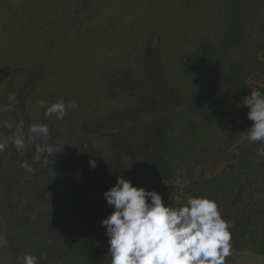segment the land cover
<instances>
[{
    "label": "trees",
    "instance_id": "obj_1",
    "mask_svg": "<svg viewBox=\"0 0 264 264\" xmlns=\"http://www.w3.org/2000/svg\"><path fill=\"white\" fill-rule=\"evenodd\" d=\"M243 1L207 0L187 10L197 15L203 7L202 16L190 20L185 10L196 0H153L154 8H146H153V22L143 28L153 27L150 32L158 36L155 47H151L149 31V37L139 36L137 45L126 37L124 55L110 53L111 64L97 56L98 63L88 66L96 55L93 37H81L79 32L93 15L96 0H0V104L8 105L10 94L16 97L10 110L0 113V134L9 141L0 160L7 151L20 153L21 158L35 157V145L43 141L33 138L29 143L34 122L49 126L48 143L54 149V156H48L29 182L31 201L19 214L13 201L14 180L0 175V218L6 244L1 255L7 257L0 264H16V258L25 253L46 254L40 264H110L101 221L113 209L103 193L118 176L134 186L155 190L171 205L173 193L160 189L158 183L178 168L191 173L194 167L204 166L208 143L223 135L228 141L221 153L234 157L229 145L239 125L247 121L238 109L242 94L249 91L237 48H247L242 23L251 10L260 8L254 2L264 5V0H248L249 10L244 13ZM72 36L83 45L78 41L76 45ZM241 54L246 55L245 51ZM252 61L260 59L249 58L248 66ZM216 80L225 87L223 93L212 88ZM146 82L157 91L146 94ZM256 90L264 93V85ZM217 95L221 96L218 100ZM58 99L75 100L78 107L70 109L63 120L45 117L39 101L50 104ZM152 103L153 114L141 120L147 115L146 104ZM231 108L238 114V126L235 120L232 125L225 119ZM17 110L28 118L23 152L9 139L19 120ZM225 120L229 132L223 127ZM5 121L12 122L13 128L4 127ZM103 123L115 131H99ZM243 137L248 140L247 135ZM184 138L189 142H182ZM244 146L236 147L235 162L224 161L226 166L210 178L201 176L188 194L217 202L231 225L232 250L264 258V158L256 154L262 145L249 141ZM91 158L95 167L90 165ZM76 167L83 171L80 183L70 176ZM244 191L249 192L250 210L239 220L234 204ZM21 194L26 193H17Z\"/></svg>",
    "mask_w": 264,
    "mask_h": 264
},
{
    "label": "clouds",
    "instance_id": "obj_2",
    "mask_svg": "<svg viewBox=\"0 0 264 264\" xmlns=\"http://www.w3.org/2000/svg\"><path fill=\"white\" fill-rule=\"evenodd\" d=\"M9 104H0V113L8 112L15 94H10ZM242 105L249 111L247 117L253 124L247 129V139L261 144L256 154L264 158V93L251 91ZM45 117L63 120L67 112L75 110V100L65 102L58 99L53 103L39 101ZM4 127L13 128L5 121ZM33 138L42 140L35 145V160L42 155L54 156V149L48 143L49 126L45 123L32 124L29 128ZM8 139L0 134V152L8 146ZM18 152L25 149V140L17 136L14 140ZM26 171L33 169L27 162L20 165ZM92 166L95 167L94 162ZM107 204L112 207L110 214L102 219L106 229L110 264H225L231 255V225L222 217L215 200L207 196H188L184 204L174 207L165 204L155 190H146L118 176L116 183L103 193ZM46 254L37 257L25 253L16 258V264H40Z\"/></svg>",
    "mask_w": 264,
    "mask_h": 264
},
{
    "label": "rangeland",
    "instance_id": "obj_3",
    "mask_svg": "<svg viewBox=\"0 0 264 264\" xmlns=\"http://www.w3.org/2000/svg\"><path fill=\"white\" fill-rule=\"evenodd\" d=\"M124 0H96V4L93 8V15L88 16L89 20L86 21V28L83 29L80 33L81 37H93V44H94V53H96L95 57H93L91 60H88V66L94 65V63H98V57L99 60L105 59V63H110V58L108 56L110 53H114L116 56L124 55L127 51V47L125 44L126 37L130 40H134L135 44L137 45L138 42L141 40L139 37L142 33L144 35H147L146 37H149L148 35L151 34L152 36V44L151 47L154 48L158 41V36H156V33L150 32V29L152 30L153 27L149 28V30L146 28H143L145 24H150L153 22L154 16L152 13V10L154 8L155 3H152L153 0H125L126 2H122ZM207 0H196L195 5L189 6L188 9L185 10L186 17L190 20L197 19L198 17L202 16V10L203 7L198 8L197 15H193L192 13H187V10H191L196 6L203 5V2H206ZM261 1V0H260ZM257 3L260 8L256 10H251V13H248L249 5L248 0H244L242 3V11L244 13H248L247 17L243 21L242 30L244 31V37L243 41L246 43V50L244 49L241 51V49H238L237 58L239 60V64L243 66V73L247 74L248 77L246 78V84L249 89L247 93H243L241 96V100H243L245 97L251 94V91H255L258 86L264 85V31H261L262 29L260 27H264V5ZM255 5V4H254ZM151 11L146 10V8H151ZM185 13L180 14L179 16H184ZM83 21L86 20V18H82ZM157 26H155L156 28ZM149 31V34H148ZM75 33V35L79 34ZM74 34V33H73ZM123 35H125L123 40ZM74 42L76 43L78 40L72 36ZM127 39V40H128ZM143 41V39H142ZM80 42V46L83 44ZM76 43V45L78 44ZM147 42V40H145ZM255 43V45L253 44ZM73 49L69 50L70 56H72ZM244 51L246 55L244 54ZM241 52L244 54V56L241 54ZM103 56V57H102ZM74 58H81V56H74ZM250 58L260 59L259 62H254L248 66L247 60ZM86 59V57L84 58ZM89 61H91V64H89ZM107 61V62H106ZM223 82V81H222ZM142 83V82H141ZM144 90H146L147 93H155V87H149L147 86V82L143 84ZM155 86V85H153ZM212 88H216L217 92L223 93L226 89L225 87H221L220 81L216 80ZM230 89L232 93H235V86H230ZM221 95V94H220ZM221 96H215L216 100L220 99ZM233 97V95H232ZM233 99H230L231 106H232ZM153 103L152 104H146L145 111H147V115H143L141 117V120H148L153 112L151 110L153 109ZM239 112L243 114V117L247 119V121L243 122L242 124L245 127V131L253 124V121L249 120L247 117V113L249 109L246 106H240ZM236 111H233L232 108L230 110V115L228 117H225V119L229 120L232 125L235 120L237 119V113ZM21 118L15 128L14 137L20 136L22 132L21 127ZM244 121V119H243ZM251 121V122H250ZM35 123V122H34ZM33 123V124H34ZM113 127H115L113 125ZM225 127V130L227 129L229 132V123L225 120V124L223 125ZM239 129V128H238ZM115 130V129H113ZM238 132H235V136L232 140V144L229 145V149L231 150V153L235 157V152L237 151V143L242 141V144H244L246 147L249 143L248 140L244 141V133L241 129L236 130ZM180 134V133H179ZM222 135V134H221ZM182 136V135H181ZM179 137L183 138V137ZM222 138H217L216 140H213L211 143H208V149L209 152L206 154L204 158L205 165L203 167L206 168L209 175L214 174L218 169L222 168L225 164L224 161H228L230 158H233L232 155H226L224 152L221 153V150L224 146H226V140ZM182 142H189V140L186 138L181 140ZM226 141V142H225ZM247 142V143H243ZM207 149V148H206ZM221 153V154H220ZM208 155V156H207ZM20 153L16 152L12 153L11 151H7L5 156L0 160V175L5 176H11L14 178V185H15V191H14V197L13 201L16 202L18 206H16V213L19 214L20 210H25V205L27 201H31L30 195L28 196L29 192H27V188L29 187V182L31 181L33 177V173L36 169V166H41L39 164H36L34 167L30 165V162L27 160L26 162L31 166L33 171L28 172L24 168H22L20 165L24 161V158L20 157ZM197 158V157H196ZM196 158L194 160H196ZM198 159V158H197ZM42 167V166H41ZM40 167V169H41ZM193 168V167H192ZM195 167L191 171V176L194 175ZM181 171L182 169L179 168ZM78 177L80 175L79 169L76 167L74 168V172L72 175ZM180 186L182 188V183L179 181V179H176L175 182L172 183V186L169 184V189L173 191L170 187L175 189ZM245 192V191H244ZM243 196L235 202V207L237 215L239 217V220L244 219L246 217V214L249 213V205L250 203V196L246 193H249L248 191L244 193ZM17 193H26L21 194L20 196L17 195ZM174 194V193H173ZM175 196H179L184 200V197L186 196L185 193H181L183 197L180 196V194L176 193ZM173 195V196H174ZM174 197V200L181 201L180 199ZM258 203L261 204L260 200H256ZM22 205V206H21ZM64 217V216H63ZM241 221H239L238 224H240ZM2 221L0 218V259L7 260V257L1 255V249L6 245L5 239L2 232ZM259 258V259H258ZM246 251H237L236 249H231V255L226 258L225 264H264V258ZM253 259V261H252ZM111 260V259H110ZM107 261V258H106Z\"/></svg>",
    "mask_w": 264,
    "mask_h": 264
},
{
    "label": "flooded vegetation",
    "instance_id": "obj_4",
    "mask_svg": "<svg viewBox=\"0 0 264 264\" xmlns=\"http://www.w3.org/2000/svg\"><path fill=\"white\" fill-rule=\"evenodd\" d=\"M17 113H18V119L20 120V118H21V127H22V132H21V134H20V136H22L23 138H24V135H25V133H26V130H27V128H28V118H27V115H26V113L24 112L23 114L20 112V111H16ZM19 120H18V122H19ZM107 123H109L108 121H107ZM18 124V123H17ZM110 124V123H109ZM23 126H24V128H23ZM239 129H241L242 131H243V133H244V136H246L247 135V132L245 131V127H244V125L242 126V125H239ZM97 130V129H96ZM113 130V128L111 127V128H108L104 123L101 125V127H100V129H99V131H101V132H110V131H112ZM113 131H115V130H113ZM14 132H15V130H14ZM14 132H13V134H14ZM11 135L10 137H9V139H10V141L12 142V143H14V140H15V138L16 137H14V135ZM245 141V140H244ZM243 141V142H244ZM241 143H242V141L239 143H237L236 145H237V147L239 146V144L241 145ZM235 154H236V156H238V151H236L235 152ZM236 156L235 157H233V158H230V162H235L236 161ZM29 161L30 162V165L32 166V167H34L36 164H39V165H41V166H43V165H45V163H47V161H48V157H47V155L46 154H44V155H42L41 156V158L39 159V160H35L34 158L33 159H27V158H24V161L23 162H26V161ZM93 159L91 158V160H90V165H92V162H94V160L92 161ZM229 162V161H228ZM88 164H89V162H88ZM95 164V163H94ZM226 164H227V162H225V164L223 165V166H226ZM96 165V164H95ZM41 166H36V169H35V171H34V173H33V175L36 173V172H38L39 170H40V167ZM78 168V167H77ZM79 169V173H80V175L78 176V177H76V176H74V174L72 175H70V176H72V177H74L75 178V181L76 182H78V183H80L81 181H82V179H83V171H82V169L81 168H78ZM182 170L180 171L179 170V168L178 169H176V171H175V174L173 175V176H171L170 178H167V179H163V180H160V182L158 183V187L160 188V189H163V190H169L170 191V193H178V194H180V196L181 197H183L182 195H181V193L183 194V193H185V197L184 198H186L187 199V197L189 196V194L188 193H190L189 192V188L191 187V186H193L194 185V183H196L197 181L196 180H200V179H202V177L203 178H210L211 177V175H209V173H208V171L206 170V168L205 167H199V168H196L195 169V173H194V175H192L191 176V173L189 172V170L187 169V168H185V167H182L181 168ZM219 170H221V168L220 169H218L216 172H218ZM5 176V175H4ZM202 176V177H201ZM5 177H8V179H11L12 177L11 176H5ZM13 180H14V178H12ZM176 179H179V181H181V183H182V188L180 187V186H178L177 188L175 187V189L173 190V191H171L168 187H169V184H170V186H172V183L173 182H175V180ZM196 181V182H195ZM173 189V188H172ZM245 192H247V191H245ZM244 192V193H245ZM174 195V194H173ZM174 197H176V198H178L179 196H175L174 195ZM179 199L181 200V201H176V200H174V202L171 204L172 206H174V207H179V206H181L182 204H183V199L182 198H180L179 197ZM259 259V258H258ZM261 259H263V258H261ZM252 261H253V259H252Z\"/></svg>",
    "mask_w": 264,
    "mask_h": 264
},
{
    "label": "water",
    "instance_id": "obj_5",
    "mask_svg": "<svg viewBox=\"0 0 264 264\" xmlns=\"http://www.w3.org/2000/svg\"><path fill=\"white\" fill-rule=\"evenodd\" d=\"M170 188L172 189V187H170ZM172 190H174V189H172ZM174 194H176V193H174ZM183 201L185 202V201H186V198H184V200H183ZM184 202H183V203H184Z\"/></svg>",
    "mask_w": 264,
    "mask_h": 264
}]
</instances>
